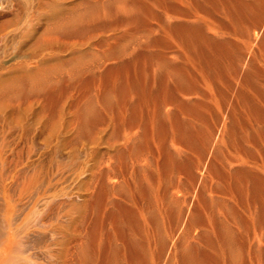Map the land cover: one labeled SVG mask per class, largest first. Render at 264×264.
<instances>
[{"label":"bare ground","instance_id":"obj_1","mask_svg":"<svg viewBox=\"0 0 264 264\" xmlns=\"http://www.w3.org/2000/svg\"><path fill=\"white\" fill-rule=\"evenodd\" d=\"M114 1H97L109 8L98 22L122 34L96 46L108 47L105 57H129L119 70L156 62L150 126L139 114L146 94L138 103L118 102L106 118L86 106L85 158L73 170L65 223L53 230L51 264H261L264 48L244 62L264 23V0H167L168 22L151 40L147 14L112 11ZM131 24L149 32L147 40L122 29ZM84 32L65 29L68 36ZM110 96L103 98L113 105Z\"/></svg>","mask_w":264,"mask_h":264},{"label":"rangeland","instance_id":"obj_2","mask_svg":"<svg viewBox=\"0 0 264 264\" xmlns=\"http://www.w3.org/2000/svg\"><path fill=\"white\" fill-rule=\"evenodd\" d=\"M97 1L0 0V264L52 263L53 230L65 223L75 185L73 170L85 158L80 123L89 103L106 118L108 112L116 114L118 102L138 103L146 94L139 114L150 126L146 112L156 62L141 61L138 70L126 71L118 69L129 59L122 51L119 59L104 56L108 47L96 43L122 32L99 24L109 8ZM119 8L147 14L151 34L139 32L135 24L122 28L137 41L147 40L148 34V40L162 36L160 26L168 22L167 0H115L110 5L112 11ZM218 15L214 17L229 24ZM67 20L75 24H66ZM70 25L85 34L66 35ZM253 38L244 64L264 48V23ZM126 39L120 50L130 45L131 39ZM42 44L46 49H40ZM107 95L113 105L104 101ZM132 133L141 138L145 134L142 128ZM211 157L198 171L200 178Z\"/></svg>","mask_w":264,"mask_h":264}]
</instances>
